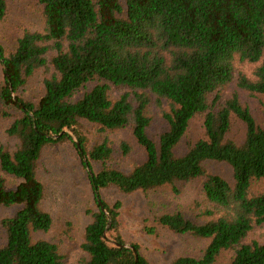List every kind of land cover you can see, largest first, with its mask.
Here are the masks:
<instances>
[{
    "label": "trees",
    "instance_id": "trees-1",
    "mask_svg": "<svg viewBox=\"0 0 264 264\" xmlns=\"http://www.w3.org/2000/svg\"><path fill=\"white\" fill-rule=\"evenodd\" d=\"M36 1L41 29L23 31L8 54L0 45V118L11 117L5 133L14 141L0 147V205L18 206L1 220L0 264H66L55 242L34 237L52 225L42 207L41 155L63 142L74 148L96 207L80 245L84 264H152L137 243L126 244L120 202H105L101 189L130 194L196 178L213 206L210 218L196 221L174 211L155 221L208 243L197 258L165 264H212L223 250L232 252L228 264H264V240H245L264 226V189L252 187L264 180V126L236 91L225 93L234 83L264 96V0ZM5 14L0 0V20ZM245 64L255 65L250 74L240 68ZM41 69L46 75L38 98H22L18 92ZM151 105L167 125L156 140L147 133ZM193 119L202 134L178 153ZM81 121L129 130L144 159L128 171L107 165L110 143L104 138L90 146ZM234 121L244 126L240 142L226 137ZM120 148L129 151L125 142ZM206 160L227 163L232 181L207 173ZM4 175L16 184L7 187Z\"/></svg>",
    "mask_w": 264,
    "mask_h": 264
},
{
    "label": "rangeland",
    "instance_id": "rangeland-1",
    "mask_svg": "<svg viewBox=\"0 0 264 264\" xmlns=\"http://www.w3.org/2000/svg\"><path fill=\"white\" fill-rule=\"evenodd\" d=\"M6 14L0 20V45L5 54L11 52L17 38L25 30L41 29V8L36 0H5ZM123 2V0H121ZM254 64H245L240 68L247 74L251 73ZM44 70H38L28 79L18 94L24 99H37L43 89ZM3 70L0 63V87L3 84ZM225 93L236 91L240 100L248 106L256 123L264 126V96L249 95L238 89L234 83L226 87ZM113 96L117 92H111ZM151 123L147 128L150 137L157 139L159 133L167 125L161 115L160 108L151 105L148 108ZM11 117L0 118V147L11 148L13 138L5 133V127ZM83 130L90 146L106 138L113 151L106 161L107 165L128 171L140 163L145 153L139 147L129 130H103L99 126L81 121ZM202 129L199 119H193L186 134L181 139L177 152H183L187 144L201 136ZM244 126L240 121L232 122L226 134L228 139L240 142L243 138ZM125 142L129 151L124 153L120 144ZM97 170L100 163L92 162ZM203 166L207 173L218 174L232 181L230 166L225 162L206 160ZM88 169V168H87ZM89 170V169H88ZM38 175L44 186L42 207L51 215L52 225L46 232L37 233L35 238H43L58 245L59 252L66 264H84L87 258L80 245L83 241L84 227L90 220V212L95 210L93 195L85 170L80 164L71 143L63 142L49 146L41 155ZM5 176L7 187H13L16 180ZM202 178L186 182L176 181L152 190L135 191L123 194L114 187L101 189V198L113 204L120 202L119 228L126 244L132 242L139 245V250L152 264H165L178 256H201L208 240L191 234H178L156 224L155 217L165 212L179 211L187 218L196 221L209 219L206 213L212 205L204 199L201 193ZM255 192L264 189V180L252 183ZM18 206L0 205V246L5 242V232L1 226L4 217L11 216ZM146 229L151 230L148 232ZM246 241L264 240V226L254 227L247 235ZM232 252L223 250L212 264H228Z\"/></svg>",
    "mask_w": 264,
    "mask_h": 264
},
{
    "label": "water",
    "instance_id": "water-1",
    "mask_svg": "<svg viewBox=\"0 0 264 264\" xmlns=\"http://www.w3.org/2000/svg\"><path fill=\"white\" fill-rule=\"evenodd\" d=\"M97 201L100 203V200L99 199H97ZM100 208L102 209V206H100Z\"/></svg>",
    "mask_w": 264,
    "mask_h": 264
}]
</instances>
